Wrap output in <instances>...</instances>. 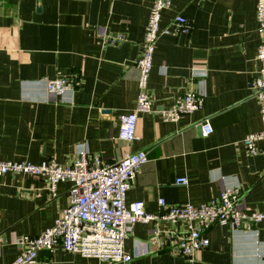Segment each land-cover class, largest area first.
Returning <instances> with one entry per match:
<instances>
[{
  "label": "crops",
  "instance_id": "1",
  "mask_svg": "<svg viewBox=\"0 0 264 264\" xmlns=\"http://www.w3.org/2000/svg\"><path fill=\"white\" fill-rule=\"evenodd\" d=\"M256 1H170L160 25L181 14L192 27L159 36L148 78L153 111L138 114L137 139L129 143L118 138L119 117L135 107L136 60L152 0H0V160L66 164L84 147L114 163L145 151L148 161L127 191V204L142 202L148 214L159 215V199L167 206L200 205L238 187L241 209L264 212V158L248 156L242 144L261 128L249 88L259 65ZM103 34L124 40L105 44ZM56 76L77 84L50 95L41 79ZM189 90L203 95L202 109L163 121L161 111ZM204 120L212 128L206 137ZM180 177L187 185L176 184ZM70 188L61 182L51 197L41 178L0 177V264L17 257L19 237H37L53 226L69 205ZM181 228L136 223L124 249L132 254L136 242L156 231ZM205 235L208 248L191 259L159 251L127 264H264V223L238 230L215 225ZM37 264L103 263L58 248L39 252Z\"/></svg>",
  "mask_w": 264,
  "mask_h": 264
},
{
  "label": "built area",
  "instance_id": "2",
  "mask_svg": "<svg viewBox=\"0 0 264 264\" xmlns=\"http://www.w3.org/2000/svg\"><path fill=\"white\" fill-rule=\"evenodd\" d=\"M171 0H152L143 42L136 60L138 68V95L134 109L119 117L118 138L126 142L137 139L138 114L153 111L148 89V78L157 40L162 34L188 33L192 27L181 14L173 17L170 24L160 25L163 10ZM256 32L260 35L256 59L258 70L250 82V92L259 105L261 128L242 140L248 156L264 158V0L256 1ZM105 44H118L124 40L121 34H103ZM195 75L204 76L205 70L192 68ZM50 95L61 96L77 82L65 76L41 79ZM203 95L192 90L185 93L170 108L161 111L163 121L177 122L185 114L199 111L203 107ZM203 136L212 133L207 120L200 125ZM148 161L145 151L125 153L114 163H107L99 156H91L84 147L74 152L70 163L59 164L50 159L40 164L27 161H1L0 177L11 173L29 175L44 180L51 197L56 196L57 185L71 184L69 205L62 211L52 227L37 237L23 235L16 242L18 255L10 264H37L41 251L53 253L56 249L96 259L103 264H127L132 258L154 252H167L188 259L208 248L206 232L215 225L227 226L231 230L264 223V212H248L239 207L241 191L228 187L221 191L218 199L200 205L167 206L164 199L158 200L162 209L159 215L148 214L142 202L126 203L130 185ZM184 177L177 185H187ZM169 222L182 225L179 230L156 231L147 241L134 244L133 253H127L124 243L136 223ZM1 233V230H0Z\"/></svg>",
  "mask_w": 264,
  "mask_h": 264
}]
</instances>
